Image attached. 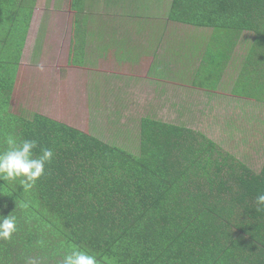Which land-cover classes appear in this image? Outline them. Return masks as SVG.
I'll return each instance as SVG.
<instances>
[{
  "label": "trees",
  "instance_id": "obj_1",
  "mask_svg": "<svg viewBox=\"0 0 264 264\" xmlns=\"http://www.w3.org/2000/svg\"><path fill=\"white\" fill-rule=\"evenodd\" d=\"M34 7L0 0V151L12 136L54 157L29 190L0 180V217L17 218L12 239L0 241V264H59L73 249L98 264H264V211L255 205L264 193V0H171L167 19L142 25L156 38L123 41L153 61L142 79L155 84L132 119L129 148L123 129L102 138L16 105ZM227 98L237 102L230 112ZM201 114L217 125L214 137L193 124Z\"/></svg>",
  "mask_w": 264,
  "mask_h": 264
},
{
  "label": "rangeland",
  "instance_id": "obj_2",
  "mask_svg": "<svg viewBox=\"0 0 264 264\" xmlns=\"http://www.w3.org/2000/svg\"><path fill=\"white\" fill-rule=\"evenodd\" d=\"M157 1H126L134 16L133 21L129 22L133 25L128 30L134 34L140 33L132 37L136 44L137 41L138 44L143 43L145 39L142 38L146 36L156 38L153 30L143 32L150 25L141 32L142 25L155 22L157 18L164 20L168 17L170 3L168 9H165L163 5L167 3V0H162L159 4ZM59 10L62 13H54L51 10L46 19L40 22V18L36 17V22L30 23L21 58L18 81L20 88L16 93L18 99L16 105L19 106V103L23 102L26 109L39 111L55 119L71 123L102 138H109L110 134H117L123 129L121 139L125 141L122 144L129 148V140L135 136V130H132L135 125L131 123L138 112L140 113L139 103L147 102V99L155 96L154 82L143 80L153 61L140 56L133 57L130 54L132 51L127 52V45L121 47L130 42V39L127 41L124 39L125 43L115 40L111 42L88 40L84 30H80L75 35L73 47L70 50L72 35L68 27L73 21L67 14L68 8L63 6ZM144 12H146L145 15H143ZM61 29H64L62 33ZM185 33L193 32L188 29L183 30L181 36ZM165 35L167 40L172 41L173 35L171 36L170 31ZM86 39L89 42L88 54L82 59ZM109 43L108 48L106 45ZM155 44V40L152 39L149 46L154 47L155 50ZM157 48V52L166 51L160 44ZM235 58H238L236 54ZM70 61L78 65H71ZM81 62L86 65H79ZM8 67L11 66L8 65ZM183 82L181 80L177 85L181 86ZM184 93L182 90L178 95L184 98ZM224 93L228 96L227 92ZM195 96L198 99L195 102H200L202 98ZM246 103L247 107L257 104L253 101ZM234 106H237V102L227 98L224 112H230ZM117 109L122 112L121 116L114 113ZM204 114L192 122L210 137H214L218 129L217 125L212 121L205 122Z\"/></svg>",
  "mask_w": 264,
  "mask_h": 264
},
{
  "label": "clouds",
  "instance_id": "obj_3",
  "mask_svg": "<svg viewBox=\"0 0 264 264\" xmlns=\"http://www.w3.org/2000/svg\"><path fill=\"white\" fill-rule=\"evenodd\" d=\"M6 150L0 151V180H19L23 189L33 188L45 174L46 165L51 163L54 152L51 148L40 147L39 154L34 151L39 147L36 140L24 139L17 143L9 136ZM256 210L264 211V193L255 198ZM15 212V211H14ZM12 212L7 217H0V241H9L17 231V218ZM24 264H43L39 258L28 257ZM59 264H98L95 254L73 249L59 261Z\"/></svg>",
  "mask_w": 264,
  "mask_h": 264
},
{
  "label": "crops",
  "instance_id": "obj_4",
  "mask_svg": "<svg viewBox=\"0 0 264 264\" xmlns=\"http://www.w3.org/2000/svg\"><path fill=\"white\" fill-rule=\"evenodd\" d=\"M128 0H83L79 6L75 7L72 0H35L34 14L32 15V21L36 22V17L40 18V22L49 15L50 11L54 13H62L59 8H68L67 14L71 16L72 25L68 27L71 31V35L74 31L75 23L74 17H85L81 19L82 30L86 32V38L88 40L98 39L103 41H120L124 39L128 40L132 37H136L138 34H134L128 30L133 24L129 23L133 21L134 16L130 9ZM162 3V0H158L157 3ZM171 5V0H167L164 4L165 9H168V4ZM51 6V7H50ZM79 8L78 9H74ZM169 11V10H168ZM132 14L131 16L129 14ZM109 20V22H108ZM31 21V22H32ZM141 28V32H142ZM64 29H61V33ZM153 27L144 29L143 32H151ZM110 43L106 45L109 48ZM125 47V45L121 46ZM112 49V47L110 48Z\"/></svg>",
  "mask_w": 264,
  "mask_h": 264
}]
</instances>
